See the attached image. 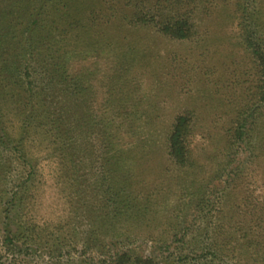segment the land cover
<instances>
[{
    "label": "trees",
    "instance_id": "trees-1",
    "mask_svg": "<svg viewBox=\"0 0 264 264\" xmlns=\"http://www.w3.org/2000/svg\"><path fill=\"white\" fill-rule=\"evenodd\" d=\"M24 1L20 0L15 6L14 3L7 4L0 11V150L11 152L8 145L12 142L4 122V106L11 103L19 108H31V113L23 120V123L30 124L36 117L45 120L47 113L53 110L56 103L62 105L57 120L58 134L54 141L59 146L62 163L69 171L67 175L71 174L72 180L78 185L81 180L87 178V169L92 167L96 188L103 192L105 203L102 210L95 212L97 214L104 211L100 232L97 233V230L91 227L86 237L78 244L73 231L77 244L75 249L82 246L74 254L68 253L69 259L59 258L66 248H70L66 245L68 239H63V236L53 239V242H50L52 244L48 246L49 253L57 254V257L54 256L51 262L46 263H261V243L254 239L249 240L248 231L262 218V214L257 207H253L246 212L252 218L247 225L240 219L234 225L231 221L235 216L239 218V213H236L239 206L235 207L234 212H226L228 206H225L229 203V196L233 191L238 190L236 182H242V163H254L252 160L258 157L256 153L260 151V154H263L261 142L256 140L264 139V44L257 39L255 18L248 16L256 0H239L237 6V10L243 15V23L240 24L243 31L241 44L252 55L255 70L249 102L241 108L233 127L227 131L228 141L224 145L223 154L219 155V149L213 151L207 159L208 165L194 157L195 152L190 145V138L194 134V113L178 115L167 131L164 145L156 150L153 148L154 135L161 117L156 111L139 108L141 103L132 101L130 95H124V87L130 83L126 82V75L130 80H136L134 72H131L134 55L130 50L132 48L136 52L135 43L146 40L137 37L138 32L153 31L154 34L167 39L192 41L213 0H128L126 7H130L132 13L120 14L118 4L112 10L109 7L112 15L105 25L99 15L91 11L97 7V0H54L57 2L53 8L48 7V0H28V3ZM118 15L116 22L120 27L111 22ZM49 19L52 21L45 22ZM247 21L251 22V25L247 24ZM110 25L113 30L125 29L124 32L129 36L124 44L114 43V37L108 32ZM70 34L77 35L72 41V49H67L62 54L65 46H61L56 55L43 51L47 42L58 43L66 40ZM12 37L14 41L11 40ZM98 37L106 43L104 48L96 46L95 42L101 43ZM81 42L88 50L77 48V44ZM117 49H124L126 52L118 58L119 63L115 66L118 72L109 78L103 97L97 96L93 83L86 82L81 76H68L74 50L80 57L91 55L100 60L107 51L117 52ZM135 62L138 63V57ZM113 107L118 108L117 116L108 111L112 108L116 112ZM132 114L139 115L136 123L130 121V118L127 119ZM127 122L128 127L135 126L133 129L128 128L127 132L134 135L132 142H124L122 138ZM138 128L147 132L142 140L139 135L135 136V130ZM139 152L144 153L140 159ZM229 153H233L232 159L236 166L231 168L230 174H226L233 161L229 159L225 165L219 159L231 157ZM159 158L164 160L162 168L159 169V179L166 177L170 185L176 183L183 192L196 193L200 199L197 205L199 217L193 212L192 220L182 219L181 223L170 218L173 212L179 220L183 209L186 208L185 203L184 206H174L178 203L177 200L173 207L167 210H161L157 202L154 206V200H151L153 187L150 188L144 177L151 173L153 168L146 167L145 164ZM136 160L140 162L137 167ZM129 161L132 163V177L128 174ZM211 170L217 172V175L213 176L214 182L210 184L219 189V206H207L211 199L204 197V190L210 189L204 188V184L196 187L199 180L203 183L205 179L207 181ZM226 175L230 180H221ZM30 179L31 177L26 181L21 180L13 192L11 201L15 202L14 206H17V203L22 206L24 203L30 189ZM163 187L164 184L160 183L159 186L156 185L155 191L157 194H164V199L167 200L171 189L162 192ZM248 192L246 189L245 193ZM241 201L244 206L252 205L250 197ZM6 211H9L8 207ZM241 216L243 217V214ZM163 217L170 220L166 225L158 221ZM216 220H219V224ZM8 227L11 226H0V234L6 232L4 245L17 246ZM19 229L24 235V240L20 242L25 249H31L30 245L42 249L41 233L35 232L31 224L27 223L24 229ZM156 229L161 232L159 237L152 234ZM142 235L146 236L142 238ZM238 242L239 244L232 246ZM94 249L96 250L93 251ZM75 254L76 257L72 256ZM24 260L29 262L28 259Z\"/></svg>",
    "mask_w": 264,
    "mask_h": 264
},
{
    "label": "rangeland",
    "instance_id": "rangeland-1",
    "mask_svg": "<svg viewBox=\"0 0 264 264\" xmlns=\"http://www.w3.org/2000/svg\"><path fill=\"white\" fill-rule=\"evenodd\" d=\"M19 2L20 0H0V11L7 4L14 3L15 6ZM56 2L48 0V7L53 8ZM127 2L128 0H97V7L91 11L99 15L102 24L105 25L112 15L110 8L112 10L116 4H118L117 8L120 14L132 13L131 8L126 7ZM24 3H28V0H25ZM238 3L239 0H213L209 12L199 23L200 28L192 41L167 39L154 34L153 31L138 32L137 37L146 40L135 43L136 52L132 48L130 50L134 55L131 72L132 74L134 72L137 81L130 80V77L126 75V82L130 83L124 87V95H130L132 101L141 103L139 108L156 111L161 117L156 125L154 135L153 148L156 150L164 145L167 131L176 117L186 112H192L195 115V124L190 145L194 149V157L199 162L208 165L207 159L213 154V151L219 149V155L223 154L224 145L228 141L227 131L233 127L234 120L241 108L249 102L250 89L255 80L252 55L241 44L243 31L240 24L243 23V15L237 10ZM250 10L248 16L255 18L254 21L257 23L255 25L257 39L261 44H264V0H256V4ZM118 17L119 15L111 20L115 26H119L116 22ZM50 21L52 19L45 22ZM247 24L251 25V22L247 21ZM108 28V32L114 37L115 44L116 42L125 43L129 35L124 32V28L113 30L111 25ZM251 31H253V27H251ZM75 36L77 35L70 34L66 40L58 43L49 41L43 46V51H47L46 54L56 55L60 51L59 48L65 46L63 54L67 49L73 48L72 41ZM11 40L14 41V37ZM99 40L101 43L95 42L96 46L104 48L106 43L101 38ZM77 45L80 50H88L82 45V42ZM126 50L129 51L128 48ZM123 52L126 51L124 49H117V52L111 53L107 51L99 60L91 55L80 57L74 50L68 76L70 78L81 76V79L86 82L93 83L97 90V96L103 97L104 88L109 84V78L118 72L115 66L119 63L118 58L122 56ZM137 57L138 63L136 64ZM43 78H45L44 75ZM129 90L131 91L128 92ZM61 107L62 105L56 103L53 110L47 113L48 116L45 120L36 117L35 121L25 124L23 120L31 113V108L24 106L19 108L18 105L14 106L11 103L4 106V122L12 142L8 145L11 152L0 150V226H11L8 227V230H11L12 239L18 247L4 245V233L6 232L0 234V263L2 264H14L15 262H17L16 264H47L46 261L51 262L54 256L57 257V254L49 253L48 246L52 244L50 242H53V239L60 236H63V239H68L69 242L66 245L71 249L66 248L59 258L69 259L68 253L74 254L82 246L75 249L77 244L73 231H75L76 241L79 244L91 227L95 228L97 233L101 230L104 211L97 214L95 212L98 209L102 210V206H105L104 195L96 188L93 168L87 169V178L81 180L77 185L72 180L71 174L67 175L69 171L62 163L58 151L59 146L54 141V137L58 134L59 123L57 120L61 113ZM115 109L116 112L112 108L108 111L117 116L118 108ZM138 116L132 114L128 118L127 115L125 117L136 123ZM124 126L126 127L123 130L122 138L124 142H132L135 137L127 132L128 128L133 129L135 126L129 125L128 127V122ZM142 126L146 128L144 124ZM137 135L142 140L147 132L138 128L135 130V136ZM19 140H23V142H16ZM256 141L261 142L260 146L263 147L261 153L263 154L261 155L260 151L257 152L258 157L252 160L254 163L251 161L242 163V182H236L238 190L233 191V194L229 196V203L225 206H228L226 212H234L235 207L239 206L236 210V213H239V218L235 216L231 221L234 225L239 219L247 225L252 218L246 212H249L253 207H257V210L262 214V218H259L256 224H253L251 228L248 227V229L250 228L248 239H254L261 243L259 250L262 254V261L259 264H264V139L258 138ZM143 154V152H139L138 159L142 158ZM229 154H227L228 158H220L219 161L225 165L229 159L233 161V153ZM243 161L245 162V160ZM129 162L128 174L132 177V163ZM163 162L164 160L159 158L145 164L146 167L153 168V171L144 177L149 182L150 188L153 187L151 200H154V206L157 202L161 210H167L172 208L177 200L178 205L174 206H184L185 203L184 208H186L183 209L179 220L175 218L173 212H171L170 218L181 223L182 219L183 221L192 220L193 212L199 217L197 205L200 199L196 193L183 192L176 183L170 185L166 177L159 179V169L162 168ZM135 163L136 167L137 164H140L138 160ZM235 166L236 163L233 161L226 174H230L231 168ZM136 170L138 172V169ZM151 174L152 176H150ZM216 175L217 172L211 170L207 181L205 179L203 183L202 180H199L197 185L195 184L196 187L204 184V188L210 189L204 190V197L207 200L211 199L207 206H219V189L210 184L214 182L213 176ZM29 177H31L30 189L24 203L22 206L19 203L14 206L15 202L11 201L13 192L20 185L21 180H29ZM221 180L229 181L230 178L226 175ZM160 183L166 187L161 188L162 192L171 189L170 197L167 200L164 199V194H157L155 191L156 185L159 186ZM246 189L249 191L247 194L245 193ZM245 197H250L251 206H244L241 199ZM7 207L9 211H6ZM186 215H188L187 218H185ZM158 221L166 225L170 220L163 217ZM27 223L31 224V228L35 232L41 233L43 240L40 245L42 249H38L35 245H30L31 249H25L21 245L20 241L24 240V235L19 228L24 229ZM216 223L219 224V220H216ZM160 233L156 229L152 234L159 237ZM15 236H17L16 239ZM145 236L142 235V238ZM239 242L233 243L232 246ZM72 256L76 257V254ZM24 259H28L29 262Z\"/></svg>",
    "mask_w": 264,
    "mask_h": 264
}]
</instances>
